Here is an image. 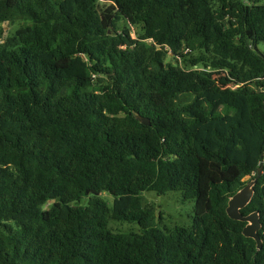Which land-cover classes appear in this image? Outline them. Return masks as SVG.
<instances>
[{
  "label": "trees",
  "instance_id": "obj_1",
  "mask_svg": "<svg viewBox=\"0 0 264 264\" xmlns=\"http://www.w3.org/2000/svg\"><path fill=\"white\" fill-rule=\"evenodd\" d=\"M17 20L32 24L0 43V264H264V170L242 209L262 249L226 210L264 157V0H0ZM150 190L193 199L192 224L160 228Z\"/></svg>",
  "mask_w": 264,
  "mask_h": 264
},
{
  "label": "rangeland",
  "instance_id": "obj_2",
  "mask_svg": "<svg viewBox=\"0 0 264 264\" xmlns=\"http://www.w3.org/2000/svg\"><path fill=\"white\" fill-rule=\"evenodd\" d=\"M120 25L124 24V21L119 22ZM32 24L28 20H17L8 23H0V43L6 38L12 37L15 31L25 25ZM133 35L136 37L139 32L137 27H133ZM259 49L264 52V42L259 44ZM215 76L226 73L225 71H215ZM233 112V109L231 110ZM252 179H249L251 181ZM103 197L108 201L109 205H113V197L109 193H104ZM144 207L151 209L155 216L156 224L162 228H173L175 226H189L192 224L194 216L195 202L193 199H183L182 194L179 191H170L165 194H158L155 191H146L143 194ZM109 227L114 231H135L138 232L141 229V225L138 222L118 221L111 219Z\"/></svg>",
  "mask_w": 264,
  "mask_h": 264
},
{
  "label": "water",
  "instance_id": "obj_3",
  "mask_svg": "<svg viewBox=\"0 0 264 264\" xmlns=\"http://www.w3.org/2000/svg\"><path fill=\"white\" fill-rule=\"evenodd\" d=\"M138 119L144 125H151V121L147 117L138 116ZM263 170L264 162L259 166L257 176L230 197L226 209L230 218L247 222L243 229V234L247 237L253 238L257 242L258 249H262L263 247V240L259 233V230L262 227L260 213L259 211H253L251 213L244 214L242 209L251 201L255 193V185L262 176Z\"/></svg>",
  "mask_w": 264,
  "mask_h": 264
},
{
  "label": "built area",
  "instance_id": "obj_4",
  "mask_svg": "<svg viewBox=\"0 0 264 264\" xmlns=\"http://www.w3.org/2000/svg\"><path fill=\"white\" fill-rule=\"evenodd\" d=\"M218 71H220V70H218ZM222 71H225V70H222ZM214 72H215V71H214ZM225 72H226V71H225ZM263 162H264V157H263V160H262L261 164H262ZM261 164H260V165H261Z\"/></svg>",
  "mask_w": 264,
  "mask_h": 264
}]
</instances>
